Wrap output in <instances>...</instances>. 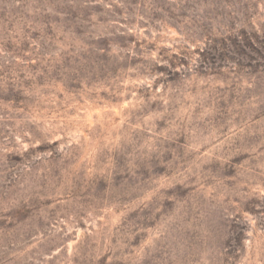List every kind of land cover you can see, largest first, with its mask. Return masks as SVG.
<instances>
[{"label":"rangeland","instance_id":"obj_1","mask_svg":"<svg viewBox=\"0 0 264 264\" xmlns=\"http://www.w3.org/2000/svg\"><path fill=\"white\" fill-rule=\"evenodd\" d=\"M0 264H264V0H0Z\"/></svg>","mask_w":264,"mask_h":264}]
</instances>
